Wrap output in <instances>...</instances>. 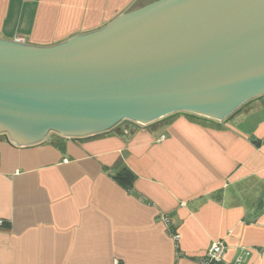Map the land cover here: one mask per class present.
Returning <instances> with one entry per match:
<instances>
[{
	"label": "crops",
	"instance_id": "1",
	"mask_svg": "<svg viewBox=\"0 0 264 264\" xmlns=\"http://www.w3.org/2000/svg\"><path fill=\"white\" fill-rule=\"evenodd\" d=\"M157 1L0 0V39L52 46ZM125 170L129 189L115 179ZM263 192L264 99L228 123L178 114L30 145L0 135V264H201L215 242L226 264H264Z\"/></svg>",
	"mask_w": 264,
	"mask_h": 264
},
{
	"label": "water",
	"instance_id": "2",
	"mask_svg": "<svg viewBox=\"0 0 264 264\" xmlns=\"http://www.w3.org/2000/svg\"><path fill=\"white\" fill-rule=\"evenodd\" d=\"M264 99V0H159L52 46L0 39V135L30 145Z\"/></svg>",
	"mask_w": 264,
	"mask_h": 264
},
{
	"label": "built area",
	"instance_id": "3",
	"mask_svg": "<svg viewBox=\"0 0 264 264\" xmlns=\"http://www.w3.org/2000/svg\"><path fill=\"white\" fill-rule=\"evenodd\" d=\"M13 41L19 44H28L27 39L22 36L15 37ZM3 224H4V221L0 219V225H3ZM172 237L175 239L176 242L179 239L178 234H174L172 235ZM249 255H250V252L246 251L245 256L247 257ZM242 261H243V258L239 257L236 262L238 264H241ZM200 263L201 264H226L224 244L222 242L213 243L207 250L206 254L200 259Z\"/></svg>",
	"mask_w": 264,
	"mask_h": 264
},
{
	"label": "trees",
	"instance_id": "4",
	"mask_svg": "<svg viewBox=\"0 0 264 264\" xmlns=\"http://www.w3.org/2000/svg\"><path fill=\"white\" fill-rule=\"evenodd\" d=\"M115 179L124 187L131 188L135 176L129 170L122 171L115 176ZM258 213L264 212V192L256 202L255 206Z\"/></svg>",
	"mask_w": 264,
	"mask_h": 264
}]
</instances>
